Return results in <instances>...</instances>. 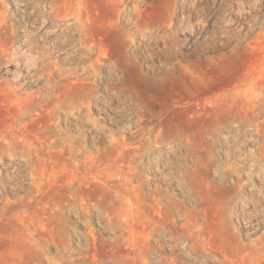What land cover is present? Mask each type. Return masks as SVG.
<instances>
[{"label": "rangeland", "instance_id": "rangeland-1", "mask_svg": "<svg viewBox=\"0 0 264 264\" xmlns=\"http://www.w3.org/2000/svg\"><path fill=\"white\" fill-rule=\"evenodd\" d=\"M74 11L87 30L69 17ZM81 38L96 46L93 56L81 51ZM121 55L133 56L146 77L159 78L160 72L174 67L187 78L191 91L234 92V126L245 124L246 134L229 144L224 140L231 136L217 143L196 140L190 146L195 152L172 158L174 166H140L147 178L141 189L135 177L129 185H108L98 173L113 169L114 162L97 153L98 147L109 144L107 132L90 130L81 137L91 126L68 118L63 109L76 103L84 84L92 81L65 77L69 70L82 72L94 59L102 61L99 75L109 77V65ZM104 87L98 84L99 93ZM263 100L264 0H0V264H24L27 230L33 226L36 238L46 243L45 252L54 256L49 228L63 223L72 248L79 251L74 258L85 264H93L95 257L105 258L106 264H143L141 250H147L151 262L163 230L179 236L183 223L200 228L198 233L213 237L216 244L230 239L234 264H264V209L232 206L224 198L236 181L227 175L229 162L240 155H264ZM93 113L115 133L118 126L105 122L108 115L119 125L126 119L115 110ZM254 115L258 119L252 127L248 122ZM142 128L132 143L139 145L151 135L149 124L135 130ZM68 138L78 140L75 159L64 148ZM243 192L250 199L251 190ZM163 193L174 210L163 221L152 215L161 228L148 240L145 233H151L147 227L153 224L141 213L154 214L159 200L166 202ZM89 231L102 244L85 253L82 236ZM116 235L119 241L109 243ZM162 251L173 257L167 242ZM204 256L199 249V258L188 263L204 264Z\"/></svg>", "mask_w": 264, "mask_h": 264}, {"label": "bare ground", "instance_id": "bare-ground-1", "mask_svg": "<svg viewBox=\"0 0 264 264\" xmlns=\"http://www.w3.org/2000/svg\"><path fill=\"white\" fill-rule=\"evenodd\" d=\"M69 17L74 18L75 22L80 24L84 31L87 30L86 24L83 22L79 12L74 11ZM201 21L202 20H200V22ZM89 41L90 39L81 38L79 40V48L84 54H92L93 56L97 48L94 44H90ZM100 54L103 57H108L107 53L103 54L100 51ZM45 55L48 56L47 52ZM30 62L32 63V61ZM100 64H102L101 60L94 59L84 67L82 72L77 69L68 71L65 77L66 79H88L91 80L92 83H82L85 85L83 86L85 92L77 98L78 101H76V103L74 102V104L65 106L63 109L68 118L86 121L88 125L91 126V129L82 130L80 132L81 137H86V131L90 130L96 133H100L101 131L107 132L109 144L105 147H98L97 153L99 156L105 154L106 159L113 160L114 165L113 169L110 171L104 170L98 174L101 178L106 180L108 185L113 183L112 187L129 185L132 178L135 177L139 182L136 188L141 189L147 178L141 171L140 166L143 165L145 169L154 168V170L155 168L159 169L164 166H174L175 163L172 158L180 159L184 154L195 152L192 151V147L190 146L196 140L202 143L203 140L209 138L217 143L221 142L220 140L222 137L226 138V136H231V138H226L224 140L225 143L229 144L234 143V141L240 142V138L246 134L242 130L245 128V124L234 126V92L232 91L228 93H213L211 90L191 91L188 88L189 84L187 78L176 71L174 67H168L165 71L160 72L159 74L161 77L159 78L143 76L141 74V68L136 65L133 56L121 55L115 58V61L109 65V77H102L99 75L98 66ZM46 65L44 61L45 68H47ZM105 69L107 68L105 67ZM120 73L122 75H119ZM99 83H105L104 93H99L97 89ZM48 89L47 83L45 85V90L48 91ZM253 97L256 101L261 100L259 96ZM245 98H248V96L246 95ZM245 102L247 101L245 100ZM263 103L264 102L260 103V105H263ZM244 108L242 107L243 111H247L245 110L246 108ZM94 110L98 112L115 110L117 113L125 115L126 119L122 123L120 122L121 125L116 123L117 120L112 117L113 115H108L107 119H105V122H110L118 126L120 133H115L108 129V127L103 124L104 119H96L93 115ZM207 110H210V112ZM256 117V115L252 116L248 125L254 127L253 121L258 119ZM141 124H149L151 129L148 131L151 135H147L143 142L141 140L140 144L136 145L132 143V138L136 132L139 133L141 130L143 131L144 128L135 130V128H139ZM66 132L65 129L63 133ZM93 138L99 139L98 136H94ZM77 141L76 139L68 138V141L64 144V148L70 153L71 159H75L79 155V150H77L76 147ZM55 143L59 142L55 141ZM177 164L181 166L180 163ZM225 169H227V175L236 178V181H233L232 185L228 188V193L224 195L226 202L232 206L234 204L246 206L252 204L264 209V155H261V153L260 155L256 153L251 155H240L239 157H235L234 161L229 162ZM75 173L76 172H73V174ZM255 180L259 183H256ZM245 188L251 190L250 199L244 197L245 193L243 191ZM161 195L165 198L164 200L166 202L163 203V201L159 200L156 208H154V214H148L146 212L141 213L147 220L151 219L152 215L154 218L157 217L160 219V221L167 220L170 213L174 210V206L169 202V195L167 193ZM140 202H142V200ZM60 207V204L57 203V213L61 212ZM160 221L154 222L151 219L150 222L153 224V227H147V230L150 229L151 233H145L148 240L151 239L152 232L158 231L161 228ZM194 224L196 223L194 222ZM28 226L30 227V225ZM197 226H199V224ZM33 227L27 230L28 236H26L28 244L25 246V248L27 247V251L25 250L26 257L23 262L24 264H63L66 260L69 264H85L84 259L74 258V255L79 251H75L72 248L70 236L66 233L67 226L65 223L62 225L57 224L53 228H49L50 231L48 233L50 237H48L52 244L56 245V254L54 256H50L45 252L46 243L42 238H36V234L31 229ZM35 231L37 232V229ZM181 231L182 233H179V236L176 235L175 237L173 236L174 233L169 231L168 228L163 230L162 240L157 242L158 250H153L152 253H150L153 261L149 262L147 256L149 253L145 252L147 250H138L141 262L143 264H189V259L196 260L199 258L198 250L202 249L206 255L204 256V264H234V244L230 239L227 238L220 242V244H216L213 237L210 236V238H205L198 233L200 232V228L188 226L185 223L182 224ZM82 238L86 241V245L81 251L85 253L94 249L98 250L102 244L101 239L92 231L85 233ZM119 239L120 235H116L109 243L115 244ZM50 240L47 242L49 243ZM163 242H167L168 246L171 248L173 257L164 254L162 251ZM178 246H180L179 251L177 248ZM14 254L12 257H14ZM16 254L18 255V253ZM19 256L20 255L15 258L17 259ZM134 260L137 261L136 259ZM104 261L105 258L103 259V257L101 259L95 257L93 259V264H103ZM104 263L106 264V262Z\"/></svg>", "mask_w": 264, "mask_h": 264}]
</instances>
